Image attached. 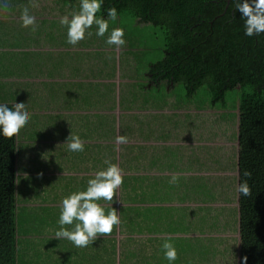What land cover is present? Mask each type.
Listing matches in <instances>:
<instances>
[{"label":"crops","instance_id":"1","mask_svg":"<svg viewBox=\"0 0 264 264\" xmlns=\"http://www.w3.org/2000/svg\"><path fill=\"white\" fill-rule=\"evenodd\" d=\"M38 2L32 9L30 0H10L11 13L0 15V103H24L31 115L15 137L17 264H170L165 242L178 253L171 264H236L237 110L176 105L153 67L163 50L157 61L142 50L149 38L137 39L117 19L105 37L94 25L91 38L72 46L59 19L78 3ZM24 6L36 17L35 33L22 27ZM114 28L124 30V48L105 43ZM183 112L194 119L181 123ZM210 119L216 129L223 119L232 140L197 128ZM71 134L85 142L83 152L68 150ZM121 135L130 142L117 144ZM105 160L123 170L124 183L112 205L98 203L105 214L115 208L121 225L87 248L55 239L62 200L86 190Z\"/></svg>","mask_w":264,"mask_h":264},{"label":"trees","instance_id":"2","mask_svg":"<svg viewBox=\"0 0 264 264\" xmlns=\"http://www.w3.org/2000/svg\"><path fill=\"white\" fill-rule=\"evenodd\" d=\"M63 2L80 8V0ZM232 5V0H103L97 15L106 18L115 7L118 18L129 15L156 27L164 56L153 67L161 70L167 90L182 87L188 98L202 88L199 99L207 97L208 106L226 108L230 102L237 110V188L243 172L252 173V196L237 191V264H245L244 257L247 264H264V34L245 36L244 20ZM230 93L233 99L226 101ZM15 145V137L9 140L0 130V264H17Z\"/></svg>","mask_w":264,"mask_h":264},{"label":"clouds","instance_id":"3","mask_svg":"<svg viewBox=\"0 0 264 264\" xmlns=\"http://www.w3.org/2000/svg\"><path fill=\"white\" fill-rule=\"evenodd\" d=\"M235 5V12L241 14L244 20V35L247 37H259L264 34V0H232ZM103 0H80L79 11L73 10L70 14L60 17L59 23L67 28V43L76 46L86 38L93 36L92 28L96 26L95 35L105 37L109 33V21L115 22L118 19V12L115 7L107 9V19L97 14L101 12ZM32 9L39 8L38 0H30ZM12 11L10 0H0V15H8ZM20 20L22 27L30 29L32 33L37 31L36 17L31 13L29 6L21 10ZM125 33L122 28H114L108 34L105 43L115 46L118 49L126 46ZM31 119L30 113L26 110L24 103H16L15 110L6 105H0V130L5 138L11 140L18 137L20 131L26 127ZM127 136L116 137L117 144L129 143ZM85 142L79 135L71 134L68 137L67 147L71 152L80 153L84 151ZM108 164L106 170L97 171L94 178L88 180L87 188L83 191L72 193L64 198L61 204L59 217V230L55 232V239H67L77 248L92 246L100 236H110L114 228L121 225L120 217L115 208L105 214L104 208L98 203L104 200L112 205L114 197H117V190L124 183L123 170L105 160ZM43 173L38 174L42 178ZM252 173L248 170L243 172L245 178L238 184L237 191L243 197L252 196V188L248 181ZM179 177L173 175L170 184H177ZM165 250V258L170 262L178 259L175 247L168 242L162 245ZM247 264V257H244Z\"/></svg>","mask_w":264,"mask_h":264},{"label":"rangeland","instance_id":"4","mask_svg":"<svg viewBox=\"0 0 264 264\" xmlns=\"http://www.w3.org/2000/svg\"><path fill=\"white\" fill-rule=\"evenodd\" d=\"M119 18L123 19V23H124L125 28L131 34H133L134 37L136 36V38L139 40L140 39L141 40H147L149 38L148 39V45L143 46L142 50H144V52H148L147 54L151 57V59H153L154 61H157L162 57V54H163V52H162V33L160 32V30H158L156 27L152 26L151 24L138 25V24L133 22L132 17H130L129 15H126L125 18H123V16H121ZM137 29H138V34L136 35ZM130 48H132V47H130ZM8 85L10 88H15V84H13V83H8ZM165 87H167V86H165ZM169 94H171L173 97L175 96L173 101L176 105H196V104H199V106L201 105L200 107H203L206 105V102H207L206 101L207 97H203V98L199 99L200 97H202V95H205L202 88H199L196 92L192 93L191 96L188 98H187V94L183 90V88L178 87V86L172 87L171 90L169 91ZM232 99H233V96H232V93H230V95L227 96L226 101H229ZM228 103H230V102L226 103V105H227L226 108H221V107L218 108L217 107L218 104H213L214 108L209 107L208 110L210 111L213 109V111H217V112L219 111V112L223 113L224 115L229 116L231 113L230 111H232V109L229 107L230 104H228ZM181 108L185 109L186 107L182 106ZM189 111H190V109H189ZM206 112H207V110H206ZM181 115L182 116L180 118H183V119H180L181 123L184 122V119L187 121H192L195 117L194 113L186 116V114L183 112ZM216 123L217 122L212 121L210 119V120H207L205 125L203 123H196V125H197L198 129L206 130L209 134H218V133H220V130H221L222 137L224 139H226L225 135H227V137H229V139L232 140V138H230V128L227 127V125L225 124V121L222 119V124L217 129H216V126H217ZM232 134L233 133H231V135ZM234 136H235V132H234ZM222 137H221V139H222ZM223 142H225V141H223ZM220 146H222V145L220 144ZM209 149H210V147H209ZM226 155H227V153H225L224 156L221 155V162L225 161ZM227 195H230V193H227ZM225 248H227V247H225ZM229 249L230 248H227L228 251H229ZM226 257L229 259V261L231 263V261H232L231 256L226 255ZM212 259L214 261H217V259L213 256H212ZM218 262H223V261L220 260ZM236 264H237V262H236Z\"/></svg>","mask_w":264,"mask_h":264},{"label":"flooded vegetation","instance_id":"5","mask_svg":"<svg viewBox=\"0 0 264 264\" xmlns=\"http://www.w3.org/2000/svg\"><path fill=\"white\" fill-rule=\"evenodd\" d=\"M232 6H234V4Z\"/></svg>","mask_w":264,"mask_h":264}]
</instances>
